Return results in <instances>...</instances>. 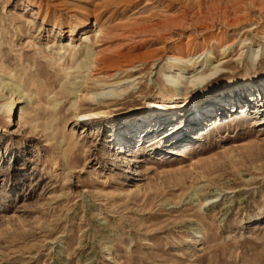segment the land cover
Masks as SVG:
<instances>
[{"label": "rangeland", "instance_id": "1", "mask_svg": "<svg viewBox=\"0 0 264 264\" xmlns=\"http://www.w3.org/2000/svg\"><path fill=\"white\" fill-rule=\"evenodd\" d=\"M115 50L132 64L98 74ZM168 93L206 96L155 124ZM260 103L264 0H0V264H264Z\"/></svg>", "mask_w": 264, "mask_h": 264}, {"label": "bare ground", "instance_id": "2", "mask_svg": "<svg viewBox=\"0 0 264 264\" xmlns=\"http://www.w3.org/2000/svg\"><path fill=\"white\" fill-rule=\"evenodd\" d=\"M89 11H90V14L89 15H86L85 18L88 19V17L90 15L93 17V24H94L93 27L94 28H93V30L91 31L90 34L84 33L82 35L83 36L82 39H85L88 42H93V43L96 44L97 42L99 43V42L103 41L106 37H109L108 35L112 33V31L115 29V27H113L110 24L109 25H106V24H103V23L99 24V20H100L101 16L106 12V8L104 6L103 7H100L99 5H94L93 8L91 10H89ZM85 23H86V20H84L83 24H85ZM78 24H80V23H78ZM70 31L71 32L75 31V26L73 28H70ZM91 55H92V59H91L92 67L97 71L98 74H111V73H114V72H116L118 70L127 68L128 66H130L132 64V60L129 59V55L125 54L122 51H116L115 50L112 53H104V51H98V52L97 51H94L93 54H91ZM193 56H191L190 58H188L186 60L183 59V58H177V60H180V61L183 62V64H186L187 65L188 63H191L192 61H194V59H193L194 57ZM182 70H184V68H182L181 66L177 68V71L180 74H181V71ZM81 96L83 97L82 94H81ZM205 96L206 95H204L202 97V99H204ZM171 97H172L171 96V93H168L166 95V97H162V100L161 101H159V100L152 101L148 105V106H150L152 108L149 111H147V112L150 113V114H152V115L155 114L154 117H156V118L153 119L154 123L157 122V119H158V121L160 123H163L164 122V120L166 118L165 117L164 118H160L159 117L160 116L159 113L169 111L170 110L169 107H172L171 110H179L181 112L180 117L182 116L183 118H185V113H187L188 111H190V107L192 106V104H194V108H196L197 111L198 110L200 111V109L202 107L201 104L199 103L200 101H202V99H197L196 97H182V98H177L176 97L174 100H172ZM12 101H13V98H12V95H10L9 99H7L5 101L3 107L5 109L10 108V106L12 104ZM263 105L264 104L260 103V105H259L260 109H261V107ZM216 111L218 113L221 112V111H219V109H216ZM101 115H102V112L101 111H95V110L86 111V110H83L80 113L79 116L81 117V119L82 118H87V119H90V120H94L96 118H99ZM144 117H146V119L149 122H151L150 121L151 118H150L149 115H147V116L144 115ZM212 118L215 119L216 116H214ZM255 118H258V121L255 122L258 125H262L264 123V117L262 115H259L258 117H255ZM8 119L10 120L11 119V116H9ZM209 120H211V119H209ZM221 120H223V119L221 118L220 121H213L212 122V125L214 127L217 126L218 123L221 122ZM128 121H130V120H128ZM184 122H185V120H184ZM185 123H187V121ZM202 123H203V126H207L209 124L208 119H206V121H204ZM178 125H179L178 128H181V125L180 124H178ZM174 129H175L174 126L173 127L164 128V130H162L160 133H158L156 135H152V137H149L147 140H143V138L140 137V136H137L135 138H128L127 140L125 139V142L122 141L123 143H121L119 145V148H122V149L128 151V153H127V156L128 157H125V158H127L128 160H131L129 157L132 155L134 148L135 149H139L142 146H144V147H151L153 144H155V143H157V142H159V141H161L163 139H164V142H166L165 141V138H167V135L170 136L171 133H173L172 130H174ZM204 129L206 130V129H209V128L208 127L207 128L202 127L201 130L204 132ZM122 130H124V129H122ZM146 130L147 129L144 130L145 131L144 134H147V131H149V129L147 131ZM198 130H200V129H198ZM200 131L197 134H202L203 133V132H200ZM152 132H156V129L154 128L152 130ZM148 136L149 135H146L145 137H148ZM200 136L201 135H198V137H200ZM193 138H195V137H193ZM146 141L148 143H145ZM179 141H180V139H176L174 141V144H175V142H179ZM125 146L128 147V148L125 149ZM153 147H154V145H153ZM170 152H172V153L174 152L173 154H178V155L182 154V152L179 149L178 150H174V151H170Z\"/></svg>", "mask_w": 264, "mask_h": 264}]
</instances>
